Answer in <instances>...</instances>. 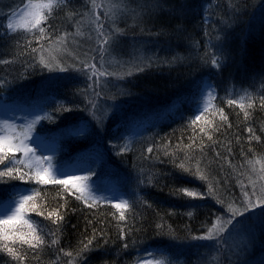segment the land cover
Listing matches in <instances>:
<instances>
[{
	"label": "trees",
	"instance_id": "trees-1",
	"mask_svg": "<svg viewBox=\"0 0 264 264\" xmlns=\"http://www.w3.org/2000/svg\"><path fill=\"white\" fill-rule=\"evenodd\" d=\"M121 1L114 22L104 0H95L101 5L96 9L90 8L91 0H66L42 23L41 34L7 29L38 0H0V101L48 111L52 119H42L35 131L60 139L55 163L66 169L92 152L103 155V165L90 173L78 168L75 175L90 176L88 183L96 178L107 182L108 193L128 202L124 209L113 203L85 204L71 186L0 178V201L10 193L39 192L28 205L35 202L38 209L26 212L24 219L45 241L33 247L18 237L0 239V264H141L146 255L163 264H264V204L236 215L216 239L201 238L217 217L232 218L224 206L228 201L243 209V192H252L250 180L257 195L264 185V107L259 99L264 95V0ZM93 12L110 38L102 62ZM77 29L83 34L76 35ZM65 34L66 42L59 44ZM42 48L52 49L56 57L51 67L40 63V51H33ZM218 57L219 68L210 63ZM88 62L116 74L94 75ZM127 70L133 74L121 75ZM80 76L86 84L72 87L71 79ZM204 78L215 90L213 108L193 123ZM245 94L251 99L241 109ZM230 99L237 103L229 105ZM142 125L144 135L123 148L124 136ZM14 154L24 158L22 152ZM180 162L190 171L181 170ZM8 163L0 164V171ZM185 190L197 195L189 197ZM57 209L62 220L47 218ZM13 231L30 229L17 224L9 227ZM90 239V249L77 256L82 242ZM5 244L23 259H14Z\"/></svg>",
	"mask_w": 264,
	"mask_h": 264
},
{
	"label": "snow or ice",
	"instance_id": "snow-or-ice-1",
	"mask_svg": "<svg viewBox=\"0 0 264 264\" xmlns=\"http://www.w3.org/2000/svg\"><path fill=\"white\" fill-rule=\"evenodd\" d=\"M66 2V0H38L36 3H30L27 6L26 11L18 18L16 23H9L7 25V29L11 30L13 32H16L20 29H24L26 31L31 32L33 29H37L41 34L45 33V28L40 27V25L46 21L49 17V15L53 12L54 8H58L61 6L62 3ZM122 5H109L108 11L112 13L113 16L116 15V12L113 11L114 8H118ZM92 7L93 9H96L98 7H101V5H98L95 3V0H92ZM93 15L96 17V19L93 21V23L96 24V32L98 34L97 44L100 45V47L97 49L98 53L101 55V62H102V56L105 51H107L106 46L110 43V38L108 36L104 35V32L102 31L103 25L96 23V21L99 20V15L93 12ZM117 31H120L119 29H116ZM81 31L77 29L76 35H82ZM68 34H65V36H62L59 38V44H64L67 40ZM53 48L55 51L59 52L60 47L54 43ZM33 51H40V63L43 64L45 67H51L53 61L56 60V57L52 55V49H33ZM48 52V56L46 57L44 55V52ZM92 59H95L93 57ZM221 60L222 58H216L211 59L210 63L214 65L215 67L219 68L221 67ZM7 63V61H4ZM58 66V65H57ZM88 67L94 69V75L98 74L100 76L103 75H115L116 73H106V72H100L98 69H96L95 65L88 62ZM62 71H65L66 69H61ZM137 71H143L144 69L142 67L137 66ZM132 70H127L126 72L122 73L121 75H132ZM215 99L214 90L209 91L207 93V99L205 101L204 107L202 109L203 113H206L209 111V108L212 107V101ZM245 99H251V96L248 94L241 95L240 96V103L239 107L241 109H244L245 105L243 101ZM260 104L262 107H264V95H262L260 98ZM237 100L230 99L228 100L229 105L236 104ZM248 107H252L251 104L248 105ZM221 113V119L226 121L227 116L223 115V109H219ZM245 116H248V112L245 111ZM41 119H48L51 120V116H43L38 117L37 119L33 120L30 124H28L26 127L17 130V126L14 124H9L7 121L3 123L2 126H0V151L7 150L5 155L0 156V164H4L5 160H8L9 163L5 165V170L0 171V178L8 177L11 179H19V180H32L35 181L37 184H53V185H63L64 188L68 189L69 186H71L72 189H75V192L79 195L76 196L77 199L82 200L85 204H88L89 201H92L93 204L97 203L99 198L94 195V193L91 190L90 185L87 183L89 180V177H77L73 175H66L65 178L61 179L58 178L61 174L58 170H55L54 166L51 163L50 157H44V156H38L36 155V149L31 147L29 144V140H31V134L33 131H35V125L39 122ZM204 119L203 115H197L195 117V120L193 123L202 121ZM210 124V122H209ZM218 130V129H214ZM201 131H204L203 128H201ZM249 133H252L253 136H255L253 129H248ZM259 139L258 137H255ZM208 139L211 140V135L208 136ZM35 142V141H33ZM127 147V146H125ZM188 148H191L192 145H188ZM149 152L152 151L151 148L148 149ZM22 152L24 158L17 159L14 153ZM167 155L168 153L165 152ZM219 155V154H217ZM186 161H190L191 157L187 156L185 157ZM252 161H249V164H252ZM19 165H24L28 171L23 172L22 169L19 167ZM178 167L183 171H190V168L186 167L185 162H180ZM199 165L197 163L196 165V172L199 173ZM261 171H264V166H262ZM15 173V174H14ZM201 179H207L206 176H204L202 173H200ZM264 179V177H262ZM253 187L251 195L249 194V191L245 190L243 192V200H244V206L243 209L238 208L235 206V202L228 201L226 204H224L225 207H227L228 211L233 214L231 219H228L226 221H223L220 217H217L216 223L212 225V227L209 229L206 236L201 237L203 239L207 240H213L217 237L221 236L224 232H226L228 229L226 228V225L232 224V220L235 218L236 215H243L244 211H247L249 208L256 207L258 204H264V185L260 187L259 194L257 195L256 188H255V181H251ZM242 189L245 188V185L243 182H241ZM32 194H20V199L18 201H13L11 207L7 208V210L4 212V215L6 218L0 219V225L3 226L2 229H0V239L3 240H13L14 237H18L19 240L22 243L29 244L33 247H38L45 243L43 238L36 234V229L32 226L31 223H29L28 220L24 219V215L28 211H36L39 207L38 204L33 202L28 207L30 201H34V196L39 195V192L36 189H30L29 190ZM186 191L187 196L194 197L197 195V193L193 191ZM255 196L256 199L253 200L252 197ZM223 204L224 202L221 201ZM91 206V205H90ZM115 207L118 209L126 208L128 207L127 201H122L121 203L115 204ZM14 209V211H13ZM8 212H11V215H8ZM39 215H45L43 211L39 212ZM191 215V213H189ZM55 216L56 221L62 220L63 216L60 215L59 209H57L54 212H48L47 218H52ZM120 219H124V212L122 211L120 213ZM17 224H23L30 229L29 233H24L22 231H13L11 234L9 233V227L14 226ZM31 237L30 239L28 237ZM94 238V237H93ZM33 242H35L33 244ZM57 241L53 240L52 243H56ZM92 245V240H88L86 243L82 242L81 249L77 252V256H82L84 252L88 251L90 249V246ZM127 247V245H125ZM4 249L13 256L16 260H22L23 257L18 255L16 250L12 247H9L7 244L4 245ZM68 256H72V253H66ZM150 264V262H148Z\"/></svg>",
	"mask_w": 264,
	"mask_h": 264
},
{
	"label": "rangeland",
	"instance_id": "rangeland-1",
	"mask_svg": "<svg viewBox=\"0 0 264 264\" xmlns=\"http://www.w3.org/2000/svg\"><path fill=\"white\" fill-rule=\"evenodd\" d=\"M109 5H122V1L121 0H104V6L110 18V21L112 20L115 22V18L120 14L119 12L122 10L123 6L114 8L113 11L116 12V15L113 16L112 13L108 11ZM90 8H92V0L90 2ZM40 27L44 28L42 24L40 25ZM37 32L39 31L37 30ZM84 82L86 84V80L83 79V77L82 78L74 77L71 79V85L72 87H75V88L82 87ZM199 87L200 88L198 90L197 105L195 106L197 110L196 116L205 115L213 108V106L210 107L209 111L206 113L202 112L205 101L207 99V93L209 91L214 90L209 79L204 78ZM214 95H215V90H214ZM213 101H212V105H213ZM48 115H49L48 111H45L42 108H38L36 107V105H29V104L20 105L18 102L17 104L12 105V104H6L4 101H0V126H2L5 121H7L9 124L16 125L17 130L19 131L20 129L26 127L28 124H30L33 120L37 119L38 117H43V116H48ZM41 120H39V122ZM37 124L35 125V128ZM83 125L85 126L86 124H83ZM144 133H145L144 125L133 128L128 134L124 136V142H123L122 147L128 149L129 147H131L133 142L137 140L138 138H140L141 136H143ZM31 137L32 138L31 140H29V144L31 145V147L36 149V155L51 158V163L54 166L55 170H58L59 173L61 174L58 178L63 179L65 178L66 175L77 176L75 175V173L78 168L82 169L86 173L88 172L90 173L92 169H97L99 166L105 163V157L103 155L92 152L86 158L82 159L78 164H75V163L69 164L67 165L69 168L65 169L62 164L60 165V164L55 163V155L57 154V149L59 148V144H60L59 138L43 137V136L38 135L36 131L32 132ZM81 177H87V176L81 175ZM89 179H92V178H90L89 176ZM91 181L92 183H88V182L87 183L90 185L91 190L94 193V195L99 198L98 202L113 203L115 205L117 203H121L122 201H126L124 197H122V199L118 198L117 197L118 193H108L109 192L108 190L110 187L107 182H102L99 178L93 179ZM119 195L122 196L120 193ZM19 199H20V194L10 193V198H5L0 201V219L6 218L4 215V212L7 210V208L11 207L13 201H18ZM121 209H124V208H121ZM8 215H11V212H8ZM237 224L238 223H236V225ZM242 230L243 229L241 227V232ZM241 237L242 239L244 238L243 236ZM148 262H150V264H163V263H159L161 261L155 259L153 255L152 256L146 255L144 257V261H142L141 264H148Z\"/></svg>",
	"mask_w": 264,
	"mask_h": 264
}]
</instances>
